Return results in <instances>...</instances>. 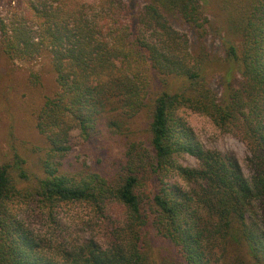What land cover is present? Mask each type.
<instances>
[{
    "label": "trees",
    "instance_id": "obj_1",
    "mask_svg": "<svg viewBox=\"0 0 264 264\" xmlns=\"http://www.w3.org/2000/svg\"><path fill=\"white\" fill-rule=\"evenodd\" d=\"M97 1L16 0L10 17H0V53L13 60L45 53L55 74L57 91L35 111L39 133L64 156L77 131L98 165L67 172L44 164L39 172L17 152L12 162L0 156V264H208L217 252L223 264H264V0L228 6L241 42L228 45L231 67L219 93L204 46L190 62L168 20L204 21L201 0H145L140 9ZM182 108L245 142L250 176L181 135ZM184 153L195 165L178 161ZM16 202L53 221L64 206L88 205L110 243L58 263L44 253L54 245L11 216Z\"/></svg>",
    "mask_w": 264,
    "mask_h": 264
},
{
    "label": "rangeland",
    "instance_id": "obj_2",
    "mask_svg": "<svg viewBox=\"0 0 264 264\" xmlns=\"http://www.w3.org/2000/svg\"><path fill=\"white\" fill-rule=\"evenodd\" d=\"M127 1L140 9L145 0ZM232 1L201 0L205 20L199 19V25L189 26L177 17H168L170 25L181 35V40H186L180 49L182 56L193 62L199 56L200 46L206 49V67L210 74L211 87L217 93L222 89V74L231 67L227 58L228 45L230 43L239 45L241 42L240 37L231 31L228 20V6L230 7ZM15 5L16 0H0V17L9 18L11 8ZM153 78L152 85L155 87L158 83L156 77ZM235 83L237 84V81ZM57 89L55 74L45 53L34 58L14 60L0 53L1 159L12 162L13 154L17 152L27 157L33 171L40 172V167L42 169L44 164L59 167L60 170L67 172L80 169L96 170L98 165L95 159L88 151L81 148L80 142L76 140L77 131L72 132L73 149L63 156L49 148L45 136L36 128L35 111L44 98L53 96ZM177 129H182L181 135H188L191 141L200 144L204 149L215 150L233 158L244 174L250 176L247 162L248 149L245 142L231 133L220 131L207 116L182 108L177 113ZM117 152L118 148L115 144L111 153ZM178 161L183 165H195V158L186 153L180 154ZM114 208V215L120 216L121 208ZM9 211L13 218L41 239V244L46 242L54 245L52 248H46L44 253L58 263L71 262L73 256L83 250L87 251L89 246L108 247L110 243L105 235L107 231L104 225L101 226L103 222L96 217L92 208L85 204L64 206L58 210L54 221L34 205L16 202L10 206ZM49 238L52 240H47ZM59 242L64 243L66 247L63 253L56 249ZM156 247L161 251L158 243ZM217 255L221 257L219 252ZM217 255L216 259L208 264H223Z\"/></svg>",
    "mask_w": 264,
    "mask_h": 264
}]
</instances>
